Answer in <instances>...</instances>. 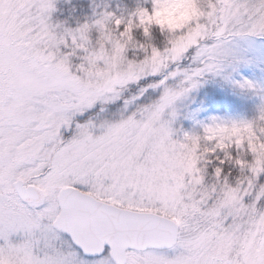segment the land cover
<instances>
[{"label": "snow or ice", "instance_id": "6c2138e0", "mask_svg": "<svg viewBox=\"0 0 264 264\" xmlns=\"http://www.w3.org/2000/svg\"><path fill=\"white\" fill-rule=\"evenodd\" d=\"M54 8L0 0V264H264V0Z\"/></svg>", "mask_w": 264, "mask_h": 264}, {"label": "rangeland", "instance_id": "374dc122", "mask_svg": "<svg viewBox=\"0 0 264 264\" xmlns=\"http://www.w3.org/2000/svg\"><path fill=\"white\" fill-rule=\"evenodd\" d=\"M65 0H54L55 5L58 2H63ZM112 0H100V2L105 5L106 3L112 4L111 2ZM99 3V0L97 2V4ZM54 12V11H53ZM52 12V21L53 23H57L60 22L58 20H56L53 15L54 13ZM171 18L175 19L177 18V14L176 13H172L171 14ZM250 69L246 68V67H242L239 69L240 74L242 75H250ZM236 78H239L238 76H236ZM216 80H219V78H215ZM222 85V86H221ZM212 90L215 95L222 97L223 99L219 102V104L216 103H212L209 107H208V111L210 114H224L225 112H236V111H240L243 114L247 115V116H251L252 112L250 110L251 108V101H247V105L248 108H241L240 110H237L236 108H234L232 106V104H235L233 102H231L232 100L238 101L240 102L241 97L236 94V92H234L233 87L230 83L224 82V81H220L219 83H212L211 81L206 82L205 84L201 85V87L196 91V93H194L195 98L197 100H204L206 102V106H207V91L208 90ZM238 91V90H237ZM131 91L129 90V95H131ZM243 107V106H242ZM123 108V105L121 104L119 106V108L116 109H110V111L115 112V113H119L120 110ZM217 109H219V111H217ZM184 127H187V125H182ZM264 179V178H262Z\"/></svg>", "mask_w": 264, "mask_h": 264}, {"label": "trees", "instance_id": "16d2710c", "mask_svg": "<svg viewBox=\"0 0 264 264\" xmlns=\"http://www.w3.org/2000/svg\"><path fill=\"white\" fill-rule=\"evenodd\" d=\"M98 0H65L63 2H58L54 8L53 17L64 22L67 26H74L76 21H82L86 17L92 15L93 10H99L104 5L100 2L97 4ZM112 5L120 3L123 7L127 0H112ZM231 102L234 108L240 110L244 108L242 106L237 107L238 101L232 100Z\"/></svg>", "mask_w": 264, "mask_h": 264}]
</instances>
